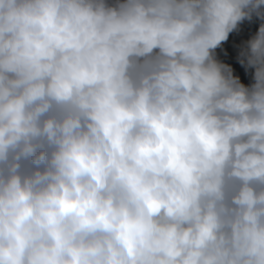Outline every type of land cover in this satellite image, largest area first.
I'll return each instance as SVG.
<instances>
[{
  "label": "clouds",
  "instance_id": "clouds-1",
  "mask_svg": "<svg viewBox=\"0 0 264 264\" xmlns=\"http://www.w3.org/2000/svg\"><path fill=\"white\" fill-rule=\"evenodd\" d=\"M0 264H264V0H0Z\"/></svg>",
  "mask_w": 264,
  "mask_h": 264
},
{
  "label": "trees",
  "instance_id": "trees-1",
  "mask_svg": "<svg viewBox=\"0 0 264 264\" xmlns=\"http://www.w3.org/2000/svg\"><path fill=\"white\" fill-rule=\"evenodd\" d=\"M245 82H247V81H245Z\"/></svg>",
  "mask_w": 264,
  "mask_h": 264
}]
</instances>
